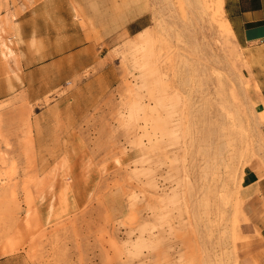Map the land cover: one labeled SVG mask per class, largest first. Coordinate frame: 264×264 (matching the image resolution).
<instances>
[{
  "label": "rangeland",
  "instance_id": "obj_1",
  "mask_svg": "<svg viewBox=\"0 0 264 264\" xmlns=\"http://www.w3.org/2000/svg\"><path fill=\"white\" fill-rule=\"evenodd\" d=\"M223 3L128 0L126 29L25 75L0 36V264H239L264 58Z\"/></svg>",
  "mask_w": 264,
  "mask_h": 264
},
{
  "label": "crops",
  "instance_id": "obj_2",
  "mask_svg": "<svg viewBox=\"0 0 264 264\" xmlns=\"http://www.w3.org/2000/svg\"><path fill=\"white\" fill-rule=\"evenodd\" d=\"M127 1L0 0V36L15 42L16 64L25 75L48 58L80 57V50L110 40L112 25L126 29ZM223 1L236 41L248 48L253 58H264L259 53L264 49V0ZM55 43H61L60 53L54 52ZM69 50H73L71 55L66 53ZM3 81L6 92L0 97L15 89L14 81ZM259 84L256 98L264 110V80L259 79ZM242 198L249 233L255 240L239 264H264V162L253 160L244 167Z\"/></svg>",
  "mask_w": 264,
  "mask_h": 264
},
{
  "label": "bare ground",
  "instance_id": "obj_3",
  "mask_svg": "<svg viewBox=\"0 0 264 264\" xmlns=\"http://www.w3.org/2000/svg\"><path fill=\"white\" fill-rule=\"evenodd\" d=\"M212 158H214V157H212ZM214 160V159H213ZM203 176V175H202ZM206 179V178H205ZM212 193V192H211ZM208 196V195H207ZM215 199V198H214ZM205 203V202H204ZM218 213V212H217Z\"/></svg>",
  "mask_w": 264,
  "mask_h": 264
}]
</instances>
